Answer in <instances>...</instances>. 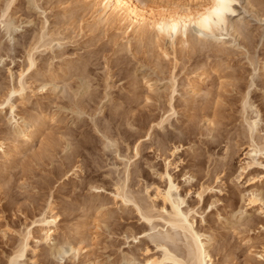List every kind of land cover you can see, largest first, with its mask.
Listing matches in <instances>:
<instances>
[{
	"label": "rangeland",
	"instance_id": "374dc122",
	"mask_svg": "<svg viewBox=\"0 0 264 264\" xmlns=\"http://www.w3.org/2000/svg\"><path fill=\"white\" fill-rule=\"evenodd\" d=\"M233 9L228 19L239 37L223 32L173 48L166 38L129 45L121 33L93 26L92 10L80 0H0V18L7 14L0 19V102L26 71L25 98L15 95L12 104L19 124L38 129L26 150L11 151L25 143L10 108L0 110V264L26 228L36 248L27 258L35 264H127L125 255L143 263L146 246L156 255L142 234L149 226L113 191L124 184L150 204L146 189L151 194L163 183L166 156L188 206L199 212L197 229L215 240L214 264H245L249 241L256 247L250 251L260 252L264 232L247 225L258 216L249 209L253 185L242 168L252 106L260 110L257 138L264 137V0H236ZM4 20L14 25L9 32ZM30 51L36 65L27 72ZM191 85H200V96ZM174 146L180 149L171 157ZM74 166L79 172L67 175ZM185 174L193 176L190 184ZM208 179L222 187L212 208L193 193ZM257 186L264 189V181ZM49 207L59 217L56 253L37 245L41 232L33 226Z\"/></svg>",
	"mask_w": 264,
	"mask_h": 264
},
{
	"label": "bare ground",
	"instance_id": "6f19581e",
	"mask_svg": "<svg viewBox=\"0 0 264 264\" xmlns=\"http://www.w3.org/2000/svg\"><path fill=\"white\" fill-rule=\"evenodd\" d=\"M80 1L82 4H84V6L91 8L93 14V26H103L121 33L124 35L129 45L132 44V42H139L148 38H150V40L154 39L157 42L159 39L161 40V38H166L170 41L171 46L174 48L177 45L181 47L190 45L196 46L197 43L202 42L201 37H212L214 40H218L222 35H224L223 32L231 35L232 37L240 36L238 32L239 28L237 29L235 26L236 24L230 23L228 19V15L235 12L233 9V3L236 0ZM224 5H227V7H224ZM8 10L6 12H8ZM5 14L6 13H4L0 19H5V17H7ZM7 19L8 18H6V20ZM6 20L1 22L8 25ZM11 25L13 24L9 23L7 27L8 32L12 29L11 27H14V25ZM191 31H195L198 39L190 35ZM45 37L46 35L42 34V39L39 41L42 42L44 39H47ZM47 43L49 44V41L46 42L45 40L42 46L46 47L48 45ZM31 51L30 53H27V58L25 61L27 64V72L36 65V60L34 58L35 55L33 54L34 52L32 53ZM25 72L26 71H23L20 74L18 86L12 87L6 98L0 102V110L4 106H8L10 108L11 115L13 116L11 120H13L15 123L13 126L15 129V134L17 137L22 138L25 143L20 148L15 147L14 150L10 149L13 152L17 150H26L31 144L34 143L38 133V129L33 128L29 121L27 122L26 120L22 119L23 121L21 124L17 122L15 116V105L12 104V98L15 95H18L21 99L25 98L27 90L24 80ZM48 85H50V83H48ZM200 85H191L190 93H192L194 96H200ZM252 108H254L253 113L255 114V119L252 118V120H245L250 133V143L247 152L245 153V165L242 168V172H245L247 175L246 183H251V185H253V190L250 191L247 198L249 203L248 206L250 207L249 209H251V211L253 210L257 212L256 214L258 219H249L250 222L247 225L250 227L259 226L264 232V189L257 186L260 183L263 184L264 181V137H260V139L257 138L260 122V110L258 111V108L253 106ZM244 109L246 111V108ZM164 122L165 121H161L158 125L161 126ZM209 123L211 124V120H209ZM67 147H69V143L66 148ZM0 149H2L1 145ZM139 149L140 147L136 146L135 157L140 154ZM179 149V146H174L171 157L176 156ZM11 151L8 152L4 150L3 155L5 157H9ZM163 155L166 156V153L164 152ZM173 165L174 163L169 160L168 156H166L165 169L159 175L160 180L163 183L154 186L151 194L149 190L146 189L147 197L151 201L150 204H146L145 202L144 203L146 205L142 204L143 199L140 200L138 199L139 197L137 198V196L130 193V191H125L126 186H124V184L123 186L122 184H117L115 186L113 195L116 199L119 198L123 203H132L135 206L141 219L149 226V232L146 231L142 234H144V237L148 239L149 243L154 245L155 250L158 251L156 255L148 256L150 253V248H148L149 246H146V248L143 249V253L147 255V258L143 263L138 262L137 257L135 256L125 255L124 259L126 260L127 264H214L211 247L212 241L215 240L212 236H207L197 229L195 215H197L199 212L188 206V193L185 195L180 190V186L172 174L171 167ZM79 170L80 168L75 167L74 169L72 168V170H68L66 174L76 175V172L78 173ZM128 174L130 173H127V175ZM184 178V181L189 183L193 176L185 174ZM128 179L129 178H127V180ZM213 181L209 180L203 183L197 191L193 192L199 203H203L205 205L208 204L210 208L220 203V200L217 199L216 196L217 193L221 192L222 190V187H213ZM215 181L217 183L219 178L215 179ZM92 189L101 191L100 187L92 186ZM247 213H249V211L246 212V214ZM58 221V215L54 213L52 207H49L47 211L39 216L36 222H33V226L39 228L41 232L40 237H38L36 240L37 245H44L55 253L58 250L54 238L56 231L55 228L57 227ZM158 228L160 229L157 231ZM142 234L137 236H142ZM137 236L132 237L134 241L139 239ZM6 237L7 234H4V238ZM31 239L32 229L26 228L19 235L17 244H14L11 254L8 256L7 264H35L32 258H27L28 253L33 255L36 254V248L31 247ZM141 242L142 240H139V243ZM179 242L180 244L182 243V246L179 245ZM250 243L251 242L249 241L248 244L251 246L247 250L249 259L247 258L245 264H250L253 262L264 264V235L259 242L260 252L252 253L250 250L256 247ZM226 246L224 245L223 247ZM78 249L72 248L71 250H73L72 252L75 251L78 254ZM228 249L226 248V253L227 251H230ZM223 250H225V248H223ZM226 256L233 257L235 255L233 253H229Z\"/></svg>",
	"mask_w": 264,
	"mask_h": 264
},
{
	"label": "clouds",
	"instance_id": "9594fccd",
	"mask_svg": "<svg viewBox=\"0 0 264 264\" xmlns=\"http://www.w3.org/2000/svg\"><path fill=\"white\" fill-rule=\"evenodd\" d=\"M224 7H227V5H224Z\"/></svg>",
	"mask_w": 264,
	"mask_h": 264
}]
</instances>
